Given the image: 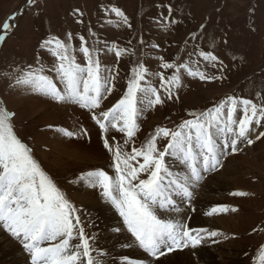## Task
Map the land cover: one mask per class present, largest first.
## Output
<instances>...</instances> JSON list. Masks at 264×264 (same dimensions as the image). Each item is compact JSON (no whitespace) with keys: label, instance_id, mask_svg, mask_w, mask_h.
Instances as JSON below:
<instances>
[{"label":"rangeland","instance_id":"rangeland-1","mask_svg":"<svg viewBox=\"0 0 264 264\" xmlns=\"http://www.w3.org/2000/svg\"><path fill=\"white\" fill-rule=\"evenodd\" d=\"M112 8L122 11L128 23L112 12ZM11 17L15 19L10 20ZM6 22L12 24L7 33L3 31ZM68 34L72 36L70 41L66 39ZM0 35H6L0 43V108L15 114L12 119L14 131L32 149L34 158L67 199L80 210L85 233L90 238H95L98 231L94 211L84 198L107 204L109 208L111 205L100 197L99 189L88 187L89 196L83 195L78 177L97 169L115 176L110 166L111 154L103 148L102 133L91 118L92 112L76 104L52 101L15 84V78L22 70L40 68L41 65L46 75H53L47 69L52 67L55 57L40 47L45 39L56 37L66 41L75 50L77 62L86 66L80 51L83 44L92 51L95 59H99L102 75L114 77L109 85L112 90L105 93L100 108L94 110L96 114L109 110L123 97L133 77V69L139 65L148 72L141 82L142 87L152 86L158 90L161 89L158 74L171 77L175 73V69L162 68V63H186L194 70L214 77L201 81L181 70L182 84L179 89H173L174 98L147 108L138 117V131L128 145L129 151L132 146L140 147L157 127L176 130L185 119H192L188 113L206 111L228 96L249 99L257 104L264 99V0H32L31 4L28 0H0ZM80 37H84V41ZM117 50L121 51L119 58L115 54ZM200 52L210 53L217 61L205 60L199 56ZM256 127L257 134L264 132V126ZM59 129L77 135L69 138ZM81 130H86L88 135H82ZM107 135L123 143V134L115 129L110 128ZM256 136L251 145L246 140H239L235 152L231 148L223 149L225 154L220 158V166L206 172L198 184L190 187L193 195L189 203L180 201L178 204L180 212L188 211L193 202L205 198L209 189L204 185L212 176L218 175L215 181L222 178L230 183L228 190L211 195L221 203L214 206L212 203L213 207L227 206L229 211L204 215L210 220L209 224L223 219L219 223L223 224L222 229L216 231L219 235L214 238L228 257H216L218 264L232 261L260 264L259 249L264 247V137L257 139ZM220 139L218 137V143ZM166 143L164 139L157 140L161 150ZM169 162V156H166L167 167ZM180 164L173 157L171 169ZM186 171L175 176L182 177ZM233 192L246 195L233 196ZM213 207L208 208L210 212ZM233 208L236 211H231ZM193 209L194 206L185 219L190 228L197 212ZM179 211H160L158 215L166 220H181L180 216H170ZM123 228L126 230L124 225ZM205 228L211 231L213 226ZM8 237L22 248L17 240ZM77 241L74 239L71 243ZM93 241L90 240L92 244ZM179 251L185 252L175 256L171 252L166 255L171 258L162 260L164 256L160 258L161 262H181V258L190 253L189 248ZM22 253L28 255L23 248ZM195 256L193 261L197 260ZM229 256L236 258L230 260ZM27 258L30 264L29 256ZM148 260L144 254L129 261L131 264H135L133 261L148 264Z\"/></svg>","mask_w":264,"mask_h":264},{"label":"snow or ice","instance_id":"snow-or-ice-1","mask_svg":"<svg viewBox=\"0 0 264 264\" xmlns=\"http://www.w3.org/2000/svg\"><path fill=\"white\" fill-rule=\"evenodd\" d=\"M28 2L31 4L32 0ZM111 11L128 23L122 11L117 8ZM11 27L12 24L6 22L3 31L7 33ZM5 39L6 35H0V43ZM66 39L70 41L71 34ZM80 39L84 41V37ZM40 47L55 57L54 64L47 69L53 75H46L41 65L40 68L22 70V74L16 76L15 84L52 101L76 104L92 112L91 118L102 133L103 148L111 154L110 166L115 176L97 169L82 173L78 179L92 189H99L100 197L118 211L132 238L129 246H138L159 261L177 249L197 248L206 238L202 233L208 238L219 235L203 228H189L178 220L162 219L158 212L175 207L174 195L182 194L191 200L190 187L203 179V172H211L220 166V158L225 154L223 149L237 151L241 139L249 145L254 142L252 128L264 126V99L257 104L249 99L228 96L206 111L188 113L192 119H185L176 130L157 127L140 147L132 146L129 151L128 145L138 131V117L147 108L174 98L173 89H179L182 84L181 70L201 81L214 77H208L186 63H162V68L175 69V73L171 77L158 74L161 82L158 90L152 86L142 87L141 82L148 72L139 65L133 69V77L123 97L109 110L96 114L94 110L100 108L105 93L111 92L109 85L114 79L102 75L99 59H95L92 51L82 44L80 51L86 66H81L71 45L56 37L45 39ZM115 54L119 58L121 51L117 50ZM199 56L217 61L210 53L200 52ZM14 115L6 108H0V230L20 243L30 264H103L97 257L105 253L93 248L90 240L95 238L86 235L80 210L67 199L34 158L32 149L14 131ZM110 128L123 134V143L107 135ZM58 131L69 138L77 135L72 131ZM81 134L88 135L86 130H81ZM218 137L221 138L219 143ZM260 137H264V132L257 134L256 138ZM158 139L167 141L162 150L157 145ZM166 156H173L186 165L187 174L174 176L166 166ZM231 195L242 197L246 193L233 192ZM228 211L227 206H217L208 215ZM115 231L122 229L118 227ZM74 239L78 242L72 244ZM94 251L97 257L93 256ZM259 253L260 264H264V247ZM126 264H131L127 258Z\"/></svg>","mask_w":264,"mask_h":264},{"label":"bare ground","instance_id":"bare-ground-1","mask_svg":"<svg viewBox=\"0 0 264 264\" xmlns=\"http://www.w3.org/2000/svg\"><path fill=\"white\" fill-rule=\"evenodd\" d=\"M256 135H257V127L254 126L252 128L251 138L255 137ZM240 141L242 142L243 140L241 139ZM169 159H170L169 162L170 166H168V168L170 171L172 170L171 172L174 174V176L177 173H185L187 169L183 163L175 166L174 169H171L172 168L171 161L173 160V157L169 156ZM217 176L218 175L210 177L209 180L205 183L204 186L208 187L209 189L208 194L207 196H205V198L198 199L195 202H193L194 204L189 206L188 211L187 209H183L182 212L179 211L177 213H172L170 216L172 217L180 216L181 220L178 221L182 223H186L185 219L189 214H191L190 209L194 206L197 212L196 215L193 217V219L191 218L193 221L192 228L204 229L205 227L213 226V229L212 230L210 229L211 231L209 232L212 231L216 232L218 230H221L223 224H219V223L223 222V219L216 224L214 223L209 224L210 220L205 219L204 216L205 214H208L210 212V209L208 208H211L214 205L221 204L220 202H217V200H214V198L211 197V195H214L218 191L228 190L229 188L228 186H230V183L226 182V180L224 179L222 180V178L218 179V181H215L214 179L217 178ZM79 186H80V191L84 193L83 195L89 196V192L87 190L88 186L82 181H80ZM84 202L87 204L88 207H90V209H93L94 211L93 218L94 220H96L95 229L96 231H98V235L95 236L94 239L95 242L93 241L94 242L92 244L93 248L98 249L105 253L102 257H97V253L96 251H94L93 252L94 257L101 259L103 261V264H126V258L129 261L130 258L136 260L138 257L144 256V253L139 249L138 246L135 245L129 246L132 238L129 235V233L123 228V222L121 221L119 216L114 213L113 207L110 206L109 208L107 204L106 205L103 203L100 204L98 202L91 201L89 198H84ZM118 227L122 229V231H120V234L115 233V229ZM202 235H205L206 237L203 243L195 249L189 248L190 253H188V255L185 256V258L184 257L181 258L183 261L164 263L161 262V260L155 262L153 260H150L149 258L148 264H191L192 262H195L194 264H218L217 263L218 260L216 257H222V258L228 257L223 252L224 248L216 244L215 238H208L206 234L203 233ZM185 251L182 252L179 251L177 253L174 252L173 256L180 255ZM194 255H196L195 257H197L196 261H193ZM27 256L24 253H22V248H20L19 245L12 242V240L8 237V235H6L2 230H0V264H28ZM213 256L215 257L214 260H213ZM170 258L171 256H166L162 260H168ZM229 258L230 260H232L236 257L232 258V256H229ZM220 264H239V263L232 261V263L221 262Z\"/></svg>","mask_w":264,"mask_h":264}]
</instances>
